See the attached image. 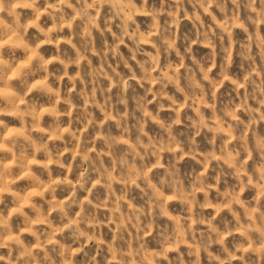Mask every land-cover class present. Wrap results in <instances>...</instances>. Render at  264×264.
Returning a JSON list of instances; mask_svg holds the SVG:
<instances>
[{
	"label": "clouds",
	"instance_id": "9594fccd",
	"mask_svg": "<svg viewBox=\"0 0 264 264\" xmlns=\"http://www.w3.org/2000/svg\"><path fill=\"white\" fill-rule=\"evenodd\" d=\"M0 264H264V0H0Z\"/></svg>",
	"mask_w": 264,
	"mask_h": 264
}]
</instances>
